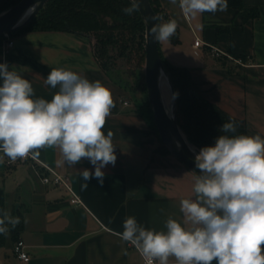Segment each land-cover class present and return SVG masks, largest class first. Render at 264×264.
Segmentation results:
<instances>
[{
    "label": "crops",
    "instance_id": "obj_1",
    "mask_svg": "<svg viewBox=\"0 0 264 264\" xmlns=\"http://www.w3.org/2000/svg\"><path fill=\"white\" fill-rule=\"evenodd\" d=\"M159 1L178 25L177 42H160L165 58L186 67L192 85L237 127L264 138V0H241L259 9L256 17L229 4L225 12L185 16L179 0L175 5ZM196 38L203 44L194 46ZM212 46L232 58L213 56ZM4 63L32 84L33 98L49 101L59 90V86L53 89L45 84L53 68L101 81L115 102L103 131L114 133L117 159L114 166L102 169L103 184L93 176L82 189L85 181L80 173L95 171L87 158L69 166L58 148L39 150L38 161L69 176L72 191L80 197L74 203L68 188L42 181L46 170L37 160L17 159L8 165L9 158L0 155V187L7 194V211L11 214L13 207L21 208V239L29 254L28 260L19 258L15 242L8 237L0 246V264H145L135 247L116 233H122L129 216L157 231L166 230L170 217L182 222L180 201L194 198L199 174L173 154L156 150L157 135L141 111L123 102L124 88L103 69L90 36L69 31L26 32L14 37L9 49L0 43V64Z\"/></svg>",
    "mask_w": 264,
    "mask_h": 264
},
{
    "label": "clouds",
    "instance_id": "obj_2",
    "mask_svg": "<svg viewBox=\"0 0 264 264\" xmlns=\"http://www.w3.org/2000/svg\"><path fill=\"white\" fill-rule=\"evenodd\" d=\"M130 3L122 10L128 15L140 10L142 0ZM179 7L185 16L225 12L228 0H179ZM177 27L174 19L154 23L149 36L155 42L170 41ZM0 78V152L14 162L30 155L35 159L44 148H58L63 163L72 166L87 158L94 166V172L80 173L82 189L93 176L103 184L102 169L117 159L114 133L103 131L115 107L111 90L99 80L53 68L45 84L59 90L49 101L33 98L32 84L6 63L0 64ZM221 131L214 146L202 147L195 156L201 174L195 177L194 198L180 201L182 222L170 217L166 230L157 231L129 216L122 233H116L135 247L145 264H169L170 258L175 264H264V138L228 135L236 132L231 121ZM19 223V217L0 209V234Z\"/></svg>",
    "mask_w": 264,
    "mask_h": 264
},
{
    "label": "trees",
    "instance_id": "obj_3",
    "mask_svg": "<svg viewBox=\"0 0 264 264\" xmlns=\"http://www.w3.org/2000/svg\"><path fill=\"white\" fill-rule=\"evenodd\" d=\"M19 1L0 0V12ZM151 3L158 17L162 18L159 20L160 23L171 20L159 0H151ZM228 4L233 5L245 15L248 14L252 17L259 15L257 7L250 8L241 0H228ZM130 6V0H48L35 16L10 31L9 34L16 37L31 31H69L93 36L97 41L95 54L103 69L124 88V85L114 77L115 66L119 64V60L123 58L130 62L137 60L136 68L139 69L145 62L144 19L139 10L131 15L122 11ZM177 32L178 28L176 34L170 38L171 42L178 41ZM3 39L4 35L2 34L0 35L1 44ZM159 48L175 90L177 119L182 130L199 149L205 146H214L216 139L224 134L221 131L222 125L231 120L192 85L186 67L174 64L165 58L160 42ZM2 82V78H0V85ZM132 110L139 109L133 108ZM144 117L150 126V131L158 137L159 144L156 150L170 153L159 136L153 118L149 119L146 115ZM239 134H246V128L236 126L235 133H228V135ZM0 209L7 210V194L2 187H0ZM11 215L19 217L20 223L15 228H11L9 225V232L0 234V246L6 244L8 237H11L14 242L21 238L24 214L20 207H13Z\"/></svg>",
    "mask_w": 264,
    "mask_h": 264
},
{
    "label": "water",
    "instance_id": "obj_4",
    "mask_svg": "<svg viewBox=\"0 0 264 264\" xmlns=\"http://www.w3.org/2000/svg\"><path fill=\"white\" fill-rule=\"evenodd\" d=\"M47 1L20 0L0 12V35L28 22ZM139 11L145 23V81L159 136L171 154L200 175V170L195 166V156L200 149L189 140L178 122L176 94L160 53L159 42H155L149 36L151 26L154 23H160V21H153L148 18L158 17V14L151 0H142ZM164 78L171 90L170 108L167 107L162 92Z\"/></svg>",
    "mask_w": 264,
    "mask_h": 264
},
{
    "label": "rangeland",
    "instance_id": "obj_5",
    "mask_svg": "<svg viewBox=\"0 0 264 264\" xmlns=\"http://www.w3.org/2000/svg\"><path fill=\"white\" fill-rule=\"evenodd\" d=\"M90 37L92 41V48L94 50V53H96V38L93 36ZM118 63L119 64L115 66L116 68L114 67L116 69V72H114V77H116V79L124 85L126 100H124L123 102L125 103V101H128V103H125L128 105V107L135 109L137 108L144 115H146L147 118H153L154 120L152 105L148 98L147 86L145 81V62L143 64V67L140 69L136 68L137 60H134V62H130L126 58H123L119 60ZM0 155L4 156L2 152H0Z\"/></svg>",
    "mask_w": 264,
    "mask_h": 264
},
{
    "label": "built area",
    "instance_id": "obj_6",
    "mask_svg": "<svg viewBox=\"0 0 264 264\" xmlns=\"http://www.w3.org/2000/svg\"><path fill=\"white\" fill-rule=\"evenodd\" d=\"M3 35H4V41L2 42V45H3V47L5 49H9L14 44V38L10 36L9 32H5ZM202 44H203V41L201 39H199V38L195 39L194 46L198 47V46H200ZM211 53H212L213 56H216V57H221L223 55H226L227 57L232 58L231 55L227 54L226 52L222 51L221 49H219L216 46H212ZM238 61H240V59ZM125 103H128V101H125ZM28 159L37 160V162H39L44 167V169L47 171V172L45 171L42 174V181L44 183H54L56 185L65 186L73 194L72 202H74V203L80 202V197L78 196V194H76L74 191H72L69 176L62 175V174L58 173L55 169H53L51 166L45 164L44 162L38 161V159H36V158L33 159L31 157V155L28 158H26V159H19V160L26 161ZM12 163H13V161H11L10 159L7 160V164L8 165H11ZM14 252L16 253V255L19 258H21L23 260H28L29 259V254L24 249V241L21 238L18 241L15 242V244H14ZM157 264H158V262H157ZM169 264H175V261L169 260Z\"/></svg>",
    "mask_w": 264,
    "mask_h": 264
},
{
    "label": "bare ground",
    "instance_id": "obj_7",
    "mask_svg": "<svg viewBox=\"0 0 264 264\" xmlns=\"http://www.w3.org/2000/svg\"><path fill=\"white\" fill-rule=\"evenodd\" d=\"M162 92H163V96H164V100L166 102V105L168 108H170L171 105V90H170V86L167 82V80L164 78L163 82H162Z\"/></svg>",
    "mask_w": 264,
    "mask_h": 264
}]
</instances>
